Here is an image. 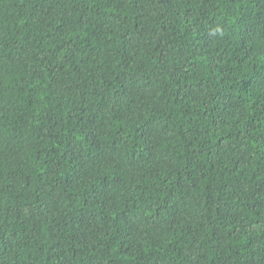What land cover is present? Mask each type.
Instances as JSON below:
<instances>
[{
  "label": "trees",
  "instance_id": "trees-1",
  "mask_svg": "<svg viewBox=\"0 0 264 264\" xmlns=\"http://www.w3.org/2000/svg\"><path fill=\"white\" fill-rule=\"evenodd\" d=\"M0 264H264V0H0Z\"/></svg>",
  "mask_w": 264,
  "mask_h": 264
}]
</instances>
